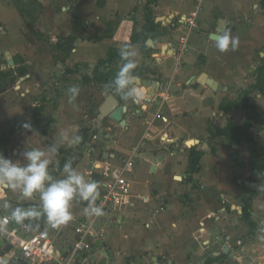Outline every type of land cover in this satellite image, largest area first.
Here are the masks:
<instances>
[{
  "label": "crops",
  "instance_id": "obj_1",
  "mask_svg": "<svg viewBox=\"0 0 264 264\" xmlns=\"http://www.w3.org/2000/svg\"><path fill=\"white\" fill-rule=\"evenodd\" d=\"M82 1L88 0H80V3ZM89 1L91 6L97 7L100 0ZM209 1L213 0H207L206 3ZM243 1L214 0L215 4L207 9L208 12H206L205 3L202 11L204 12L205 9V15L202 19V12L199 14L198 28L192 30L189 36V50L184 55L181 66L177 67L176 42L179 36L188 30L182 18L194 12V0H189L193 7L192 13L184 11L183 6L176 5L179 2L181 5L184 4L183 0H155L151 4L149 0H101V7H97L101 10L99 13L102 16L119 14L120 19L115 23V27L111 24V18L106 19V26L114 28V31L108 30L112 31L108 34L109 38L92 43L89 52H75L71 55V61L75 64L80 63L84 68L86 65H91V74L87 73V75L89 74L88 78H92L96 70L94 65L98 61L100 63L107 60L110 50H120L124 47L130 42L133 33H141L145 26V8L149 6L154 15L152 18L157 25L156 31H161L162 34L156 35L145 43L133 44L138 52L135 73L148 89L146 99L137 105L114 95L119 104L128 109L124 115L125 126H120L111 118H107L102 122L104 132L101 133L97 129L95 133L93 124L99 117L97 111L112 95L106 89L101 93L95 92L92 98L95 103L94 118L90 122L91 126L85 127L86 131H89V137L84 143L86 150L80 148L82 141L74 146H69L66 141L61 142L64 135L78 134L83 137V133L78 132L79 124L62 118L50 122L51 129L44 131L41 129L39 133L29 131V134L24 131L10 136L11 140L8 147L6 145V149L10 151L13 147L11 151L14 156L10 157L13 161L22 160L21 153L26 150L47 148L52 143L58 142L59 151L53 157V163L49 168L51 175L57 179L62 178L63 173L60 168L57 171L59 174H53V171L57 170L55 162L59 157H63L65 152L75 151L72 156L77 162L73 164V167L83 173L86 179L93 173V161L109 159L115 164H121L135 152V171L129 180L133 192L149 196L150 201L145 203L136 199L132 206L110 211L100 217L97 229L104 234L102 244L104 251L109 255L107 264H125L126 257L139 255L141 257L136 264H198L200 262V264H264V245L257 244L252 248L249 243H240L231 234L232 228L228 234H225L226 236L224 234V236H217L215 233H209L211 226L208 223L205 225L204 221L191 225L189 217L193 215L188 212L183 201H186V197L194 198L195 195L189 192L176 194L184 183V174L188 172L189 166L187 156L189 148L184 150V145L192 140L198 141L197 146H193L203 153L200 170L195 173L198 180L202 179L201 183L208 185L207 187L218 185L203 192L209 202L223 200L225 204L230 200V196H227L230 195L227 187L246 183L251 177L250 167L248 170L246 167L232 165L234 159H237L238 151H241L244 143H247L245 139L242 138L238 143L233 144L229 138L211 133V131L225 129L229 123L237 127L245 124L246 112L242 108L232 107L226 110L221 108V105L225 104L227 108L230 104L237 103L243 90L255 83V80L247 79L250 57L245 53L238 57L236 56L238 54L231 52L216 56L209 55L206 52L197 51L194 45L204 35L208 41H212L211 35L217 32L220 22L224 20L220 19L218 26L208 33L212 28L213 14L217 9H228L229 6L239 5ZM246 1L252 2V0ZM260 16L259 21L264 24V9ZM160 18L163 20H157ZM99 20L98 14L97 17L92 18L94 27ZM226 23L227 26L222 33L228 32L233 36L231 28L233 24L227 21ZM230 24L231 27H228ZM92 33L97 37L101 36L97 30H93ZM164 47L167 48L164 49ZM99 48H102V52L94 53ZM77 54L79 55L76 56ZM84 59L89 62H83ZM204 74L206 78L202 80L201 77ZM69 78L71 76H68ZM88 78L87 81H92L91 83L94 84V80H88ZM209 80L218 83L217 90L207 84ZM87 89H83L82 95L80 94L77 99L80 96L88 99L83 95ZM60 96L59 99L57 98L58 103H63L67 95L63 93ZM251 104L256 107L254 103ZM100 136H103V139L98 140ZM96 145L104 146L100 150L94 147ZM222 147L226 151H222L220 149ZM61 152L63 155H60ZM225 152L233 155L229 162L222 159ZM251 152L252 150L249 153V162ZM208 162H215L211 169L212 177L210 175L205 177L204 170L208 169L206 166ZM233 166L234 169H232ZM150 177L155 178L150 181ZM156 191L159 192L156 193ZM5 204L8 205L7 208ZM12 205L39 208L40 201L38 197L25 200L18 192L5 188L4 196H0V214L8 215V208ZM86 206L87 202L74 201L73 218L70 221L53 228L47 223L45 217H41L42 225L36 230L50 235L56 249H67L76 238L75 226L82 219L93 217L84 213L83 209ZM213 216L214 213H211L208 218ZM33 222L36 221L33 220ZM253 222L256 224L254 220ZM244 224L247 226L242 225L240 228L242 237H253L256 228L251 232L245 221ZM4 250L0 241V256L1 258L3 256L5 260ZM103 258L102 253L99 252L91 256L87 264H100Z\"/></svg>",
  "mask_w": 264,
  "mask_h": 264
},
{
  "label": "rangeland",
  "instance_id": "obj_2",
  "mask_svg": "<svg viewBox=\"0 0 264 264\" xmlns=\"http://www.w3.org/2000/svg\"><path fill=\"white\" fill-rule=\"evenodd\" d=\"M149 1L150 3L155 2V0ZM183 1L184 4L181 5V2H179L176 5L183 6L184 11L192 13L193 7L189 0ZM37 3L41 7L33 4L31 0H0V154L4 156L2 149L5 148V144L8 147L11 140L9 139L10 136L18 135L24 131L39 133L41 129L42 131L51 129L49 123L60 118L79 124L78 132L86 135L85 139L87 140L89 131H86L85 127L86 125L91 126L90 122L94 118L95 103L92 98L95 92L101 93L106 89L103 84L95 81L92 84V81H87L88 75L91 74V65H86L85 69L80 63H73L71 55L75 52H89L92 43H97L103 38H109L108 34L114 31L112 26L115 27L114 25L120 19V15L113 13L102 16L99 13L101 10L97 8L101 7V0L97 3V7L91 6L89 0L82 1V3H80V0H37ZM214 4V0L206 3V12ZM21 8H25L24 10L31 13L30 15L25 11L26 20L19 14L18 9ZM262 9H264V0H252V2L244 0L239 5L229 6L228 9L219 8L213 14L212 28L208 32H212L214 27L218 26L220 19L233 24L232 27L231 24L228 27L233 29L232 35H236L238 44L235 50L230 49L226 52L238 54L236 55L238 57L245 53L250 57L251 63L248 67L247 79L255 80V82L257 78L255 69L264 66V24L259 21ZM204 12L201 13L202 19L205 15ZM97 14L100 16V20L98 24L96 23L97 26L94 27L92 18L97 17ZM152 17H154L153 14ZM108 18L112 19V26H106L105 21ZM93 30H97V33L101 36L97 37L92 33ZM161 34V31H157V36ZM204 36L200 37L197 43H194L197 51L214 56L225 54L216 47L215 40H212L213 42L208 41ZM60 38H70L74 43V50L68 53L66 46L63 49H56L54 44L59 43ZM97 52H102V48L94 51V53ZM10 60L13 61L12 65L9 63ZM82 61L88 60L84 59ZM98 62L94 66L105 73L108 70H118L122 66V62L119 61L103 64ZM87 73L89 74L87 75ZM68 76H71V78L68 79ZM72 86H77L80 89L79 95H82L83 89L88 88L83 94L88 99L80 96L76 100L78 108H73L68 103L67 90ZM89 89L90 91H88ZM248 90V88L243 90L237 102L245 100ZM63 93L67 97L63 100V103H58V99ZM257 94L264 96L262 93L254 92L250 94L249 100L256 105L261 116L257 117L243 131L251 135L256 142V150L261 162L264 157V99L258 101L255 97ZM90 95L92 96L90 97ZM239 117L241 118V115ZM26 123L32 126V130L23 127ZM240 126L243 127L244 125ZM101 139H103V136H100L98 140ZM99 142L103 143V141ZM189 145H192V142ZM103 146L96 145L94 147L102 150ZM12 148L10 151L7 150L5 157L14 156L11 151ZM80 148L86 150L85 144H81ZM220 149L226 151L223 147ZM252 149V146L244 143V147L241 148V151H238L237 159H234L232 165L246 167L249 170L251 166L249 153ZM74 152V150L65 152L63 157L58 158V161L55 162L57 170H54L53 174H59L57 171L63 168L64 163L68 160H71L73 164L77 162L72 156ZM191 153L192 151H187L188 158ZM60 155H63L62 152ZM232 157V154L225 152L222 159L229 162ZM215 162L207 163L208 169L204 170L205 177H209V175L212 177L211 169ZM260 168L255 176L254 183L250 182L248 185L245 183L233 184L227 187L230 194L227 196H230V200L225 204L223 200L209 202L203 195L205 190L207 191L208 188L218 185L207 187L208 185L201 183L202 179L198 180L197 174L193 176H190L189 173L184 174V183L176 191V194L189 192L195 195L194 198L186 197V201H183L188 212L193 215L189 217L190 224L204 221L205 225L208 223L211 226V229H209L211 232L209 231V233H215L217 236L228 234L232 228L233 233L231 234L240 243H249L252 248L257 244L264 245V240L259 238V236L264 235V232H261V229H264V190L256 187L264 184V164L260 163ZM232 169H234V166ZM150 178V181H153L155 177ZM135 187L137 188V185ZM153 190L155 192V189ZM158 192L156 191V193ZM225 192L227 191L225 190ZM2 196H4V193ZM250 199H252L250 217L256 222V231L253 237H242L240 228L246 224H244L241 211L232 207H240L243 211ZM195 213H198V215H194ZM211 213H214V216L208 218ZM74 222L77 223L78 221L74 220ZM140 257V255L128 256L125 259V264H136ZM0 264H10V261L4 260L3 256L2 258L0 256Z\"/></svg>",
  "mask_w": 264,
  "mask_h": 264
},
{
  "label": "clouds",
  "instance_id": "obj_3",
  "mask_svg": "<svg viewBox=\"0 0 264 264\" xmlns=\"http://www.w3.org/2000/svg\"><path fill=\"white\" fill-rule=\"evenodd\" d=\"M238 38L228 32L220 34L215 42L221 52L235 50ZM120 57L124 62L112 81L106 85V91L120 96L125 101H131L139 105L148 95L147 87L141 82L135 73L137 67L136 57L138 52L134 45H125L120 49ZM68 103L73 108L76 104L80 89L77 86L68 88ZM258 101L264 96L255 95ZM25 129L32 130L30 124H24ZM82 137L78 134L64 135L61 142L66 141L69 146L81 143ZM59 151V143L54 142L47 148H34L21 153L22 160L13 161L0 154V189L7 188L18 192L25 200L38 197L39 208L16 207L11 210V218L17 223L23 224L25 220L33 221L45 217L47 223L53 228L61 226L73 218V203L84 201L87 206L83 209L88 216H102L104 211L97 205L100 197L99 182L86 179L85 175L73 167L71 160L64 163L62 168L63 177L55 178L49 168L53 163V157ZM264 190V184L256 186ZM3 193L0 192V196ZM6 208L7 204L4 205ZM31 227V224L27 225ZM264 232V229H261ZM264 240V235L259 236Z\"/></svg>",
  "mask_w": 264,
  "mask_h": 264
},
{
  "label": "built area",
  "instance_id": "obj_4",
  "mask_svg": "<svg viewBox=\"0 0 264 264\" xmlns=\"http://www.w3.org/2000/svg\"><path fill=\"white\" fill-rule=\"evenodd\" d=\"M207 0H194L195 10L190 16L182 18L187 25L186 33L179 36L176 42L177 67L181 66L184 55L189 50V36L192 30L198 28V16L203 11ZM194 143L193 145H196ZM192 145V146H193ZM186 146V147H185ZM184 150L192 146L185 144ZM135 152L121 164H115L109 159L93 161V173L88 180H93L95 170L99 171L101 179L100 197L97 205L102 207L104 214L110 211L128 208L134 200L149 202L147 195H138L133 192L129 177L135 171ZM5 188L1 189L4 193ZM101 216L84 218L75 226L76 238L67 249H56L50 235L38 230H32L26 221L19 227L13 225L11 215L0 214V241L8 251L4 254L5 260L22 261L25 264H87L88 259L104 252L97 245L102 244L104 234L97 229Z\"/></svg>",
  "mask_w": 264,
  "mask_h": 264
},
{
  "label": "trees",
  "instance_id": "obj_5",
  "mask_svg": "<svg viewBox=\"0 0 264 264\" xmlns=\"http://www.w3.org/2000/svg\"><path fill=\"white\" fill-rule=\"evenodd\" d=\"M33 4H35L36 6H40L37 3V0H31ZM151 4V3H150ZM41 7V6H40ZM25 9V8H24ZM24 9H18L19 14L23 17V19L26 20V10ZM26 11V12H25ZM28 14L31 15V13L27 12ZM157 25L154 22V19L152 18V12L149 6H147L145 8V26L143 28V30L141 31V33H133V35L131 36V40L130 42L126 43L125 45H133L137 42H143L145 43L146 41H148L149 39H153L154 37H156L157 35V31H156ZM67 47L68 49V53H70L71 51H73V46L74 43L70 38L64 39V38H60L59 39V43L54 44V47L56 49L59 48H64ZM120 50H110L109 51V55H108V59L105 61H101L99 64H103V63H109L112 61H120L122 62V64L124 63L121 60L120 54H119ZM118 70H108L106 73L99 70L98 68H96L95 72L93 73V77L92 78H88V80H94L95 82L99 83V84H103V85H107L110 81H112L114 79V77L116 76ZM255 73L257 74V78H256V82L249 86V90L246 92L245 95V100H243L242 102H237V103H232L230 104V107H226L225 104L221 105V108L223 109H230L232 107H240L242 108L245 112H246V122L244 124V126L241 127H237L236 125L229 123V125L223 129V130H215L214 132L211 131V133H214L215 136H225L227 138H229V140L231 141V143L236 144L238 143L242 138L245 139V141L247 143H249L252 146V152L250 155V162H251V177L247 180V182L245 183L246 185H248L250 182L254 183V177L257 175L258 171H260V163L263 165L264 164V159L260 160V157L257 153L256 150V142L254 141L253 137L249 134H247L246 132H244L243 130L248 128L249 125L257 118L260 117L261 114H259L257 108L252 105L249 101V96L251 93L254 92H259L264 94V66H260L258 68L255 69ZM86 135L83 134L82 137V143H86V139H85ZM88 139V138H87ZM6 145L5 144V148L2 149V153L5 154V156L7 155V149H6ZM188 151H192L190 157H189V166H188V172L190 174V176H193V174L198 173L200 170V161L203 157V153L201 151H199L197 149L196 146H192L191 148H189ZM192 179V178H191ZM251 202L252 199H250L249 201H247L244 209H243V219L244 221L248 224L251 232L255 230L256 228V224L253 222V220L250 217V213H251ZM28 224H31V229L32 230H36L38 229L42 224V222L39 220H35L36 222L33 221H29V220H25ZM8 250L5 249L4 253L5 254ZM11 264H25L22 261H12Z\"/></svg>",
  "mask_w": 264,
  "mask_h": 264
},
{
  "label": "water",
  "instance_id": "obj_6",
  "mask_svg": "<svg viewBox=\"0 0 264 264\" xmlns=\"http://www.w3.org/2000/svg\"><path fill=\"white\" fill-rule=\"evenodd\" d=\"M159 21L163 20V18L157 19ZM227 26V23L225 20H222L219 24V29L217 30V32L213 35H211V39L215 40L217 39V37L225 30ZM167 47H164V49ZM9 63L12 65L13 61L10 60ZM206 75L204 74L201 79H205ZM209 86H211L214 90H217L218 87V83L213 81V80H209L207 83ZM128 109L122 105L119 104L118 100L115 98V96L112 94L110 95L107 100L101 105V107L98 109L97 114L99 115V117L95 120L94 124H93V131L95 130H100L101 133L104 132V129L102 128V122L104 120H106L107 118H111L114 122H116L117 124H119L120 126H125V119H124V115L127 113ZM192 142V145L194 143H198V141H190L188 142L187 146L189 145V143ZM189 145V146H192ZM185 146V145H184ZM186 147V146H185ZM161 159V158H160ZM154 171V169H153ZM93 180L98 181L99 182V192L102 186L101 183V179H100V175H99V171L95 170L94 171V178ZM18 207L17 205H12L8 208L9 214L11 215V210ZM233 208H236L238 211H241L242 213V208L237 207V206H233ZM13 225L19 227L20 223H17L16 221L13 220ZM2 246H4L3 242ZM99 248L104 249L103 244H98L97 245ZM104 258L103 260L100 262V264H107L108 260H109V255L106 251L103 252Z\"/></svg>",
  "mask_w": 264,
  "mask_h": 264
}]
</instances>
